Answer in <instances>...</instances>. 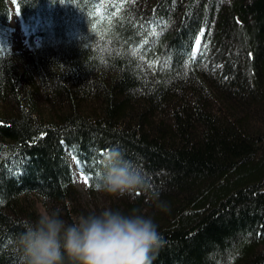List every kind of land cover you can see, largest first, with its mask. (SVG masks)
Segmentation results:
<instances>
[{"label": "trees", "instance_id": "trees-1", "mask_svg": "<svg viewBox=\"0 0 264 264\" xmlns=\"http://www.w3.org/2000/svg\"><path fill=\"white\" fill-rule=\"evenodd\" d=\"M112 148L144 189L96 191ZM105 208L154 220L152 264H264V0H0V264L46 211Z\"/></svg>", "mask_w": 264, "mask_h": 264}, {"label": "clouds", "instance_id": "clouds-1", "mask_svg": "<svg viewBox=\"0 0 264 264\" xmlns=\"http://www.w3.org/2000/svg\"><path fill=\"white\" fill-rule=\"evenodd\" d=\"M98 192L124 196L145 188L140 171L118 148L103 154ZM162 245L154 220L139 209L105 208L68 223L48 210L26 223L19 238L22 264H152Z\"/></svg>", "mask_w": 264, "mask_h": 264}, {"label": "rangeland", "instance_id": "rangeland-1", "mask_svg": "<svg viewBox=\"0 0 264 264\" xmlns=\"http://www.w3.org/2000/svg\"><path fill=\"white\" fill-rule=\"evenodd\" d=\"M8 27L9 30H8L7 38L10 49L15 54L21 55V61H20L21 68L30 69V64L28 63L29 48L26 42L22 24L20 23L19 19L13 15L11 16V19L8 23ZM197 51L198 48L195 47V52ZM74 180H75V185L81 194V198L83 202L87 203V197L84 190L85 189L84 179L79 174L75 173Z\"/></svg>", "mask_w": 264, "mask_h": 264}, {"label": "snow or ice", "instance_id": "snow-or-ice-1", "mask_svg": "<svg viewBox=\"0 0 264 264\" xmlns=\"http://www.w3.org/2000/svg\"><path fill=\"white\" fill-rule=\"evenodd\" d=\"M153 34H155V33H153ZM195 43H196V46H197V48H198L199 45H200V40H199V38L196 39ZM87 181H88V178H87V177H84V182L87 183Z\"/></svg>", "mask_w": 264, "mask_h": 264}]
</instances>
